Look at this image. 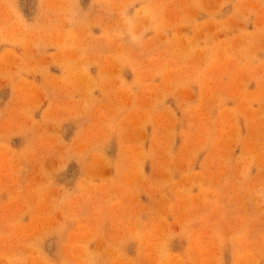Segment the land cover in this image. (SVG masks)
<instances>
[{"label":"rangeland","instance_id":"374dc122","mask_svg":"<svg viewBox=\"0 0 264 264\" xmlns=\"http://www.w3.org/2000/svg\"><path fill=\"white\" fill-rule=\"evenodd\" d=\"M0 264H264V0H0Z\"/></svg>","mask_w":264,"mask_h":264}]
</instances>
